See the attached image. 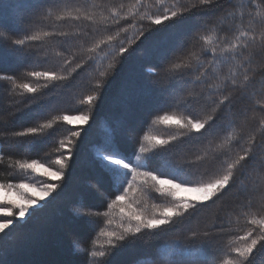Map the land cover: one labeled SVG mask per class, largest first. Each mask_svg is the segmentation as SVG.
I'll return each mask as SVG.
<instances>
[{
	"label": "snow or ice",
	"instance_id": "obj_1",
	"mask_svg": "<svg viewBox=\"0 0 264 264\" xmlns=\"http://www.w3.org/2000/svg\"><path fill=\"white\" fill-rule=\"evenodd\" d=\"M99 7L95 0H0V69L3 61L17 58L33 42L64 38L56 57L64 55L63 45L70 40L79 42L58 70L25 73L43 79V84L0 71V82L10 85L9 94L35 99L57 82L71 86L85 69L90 77L76 86L73 97L77 104L87 106L86 110L69 109L11 134L20 143H32L24 138L49 135L47 130L61 123L72 126L65 129L68 134L53 149L59 154L53 161L58 166L55 169L38 159H16L10 164L24 174L48 177L53 182H0V236L26 225L61 187L59 182L66 178L82 126L89 125L108 77L132 46L137 41L148 42L163 53L161 60L167 59V52L184 33L188 17L196 15L202 23L192 47L164 70H190L194 75L184 84L191 86L184 95H177L171 81L168 87L153 84L146 89L168 96L172 110L152 117L132 153L124 152L117 139L123 122L105 123L95 146L98 183L107 184L117 194L108 200L104 212L89 209L78 213L105 219L96 238L86 246L77 244L75 250L83 255L84 264H112L117 250L136 245L145 235L156 238L186 230L182 240H168L142 252L136 264H253L254 255L264 249V0H135L126 11L123 3L107 4L97 11ZM153 7L154 11L149 10ZM10 8L14 15L8 13ZM48 20L54 22L51 28L41 23ZM129 20L131 23H125ZM80 21L92 25L93 34L98 35L90 37L83 28L56 30V25ZM140 21H147L148 26L137 27ZM131 29L136 31L129 35ZM93 64L95 67L89 68ZM158 68V63L153 64L148 73L159 76ZM249 99L250 106L235 110L237 104ZM72 111L76 114H69ZM248 112L258 119V125L246 132ZM241 116L243 124L239 123ZM159 126L176 131L162 135ZM0 138L8 139L3 134ZM188 145H199L194 155L183 154ZM173 152L181 155L171 159ZM3 160L0 152V162ZM236 184L258 191L260 207L229 214V238L224 249L218 250L214 241L225 232V222L217 215L201 224L197 217ZM8 194L15 198L9 199ZM233 220L236 224L243 220L247 227L233 228ZM0 264H4L2 258Z\"/></svg>",
	"mask_w": 264,
	"mask_h": 264
},
{
	"label": "trees",
	"instance_id": "obj_2",
	"mask_svg": "<svg viewBox=\"0 0 264 264\" xmlns=\"http://www.w3.org/2000/svg\"><path fill=\"white\" fill-rule=\"evenodd\" d=\"M87 2L91 3L92 0ZM134 2L135 0H95V3L100 6L96 9L97 11L107 4L121 3L124 4L126 11L129 4ZM149 2L152 3V0ZM144 10L141 9V11ZM149 10L154 11L155 8ZM8 13L14 15V9H8ZM41 23L49 28L54 24L51 20L41 21ZM125 23H131V20ZM201 23L199 16L188 17L184 33L177 38L175 46L167 52V59L161 60L160 57L163 54L161 51L154 49L150 43H141V41H137L129 53L125 54L122 62L117 64L108 77L106 87L103 88L96 102L92 120L89 125L81 128V137L77 140L73 158L68 162L66 178L59 182L61 187L26 225L22 228L19 226L13 228L7 236H0V258L3 259L4 264H84V257L76 252L75 246L89 245L91 240L96 238L105 218L103 216L81 217L78 213L89 209L104 212L108 200L117 194L107 184L98 183L100 170L95 161V146L104 133L105 123L122 121L123 125L117 132L120 147L126 153L135 151L140 136L148 129L152 117L163 114V110H172L168 96L161 95L158 91L148 92L147 86L158 84L159 87L164 88L168 87L171 81L176 85L177 95H184L187 88L191 86L184 84V80L190 81L194 75L190 70L175 73L164 70L168 68L170 61L192 47ZM140 26L146 28L148 22L140 21L137 27ZM77 28H83L90 37L98 35L93 34L92 25L86 21L64 22L56 25L58 31H75ZM135 31L136 29H131L129 35ZM63 39L56 37L51 42H33L31 47L26 48L17 58L3 61V68L0 71L13 74L18 79L28 80L33 84H43V79L35 80L26 77L25 73L30 70H58L63 59L68 58L72 49L79 43L76 40H70L68 44L63 45L64 55L56 57L55 51L61 50ZM208 55L210 58L211 54ZM104 63L106 64L107 61ZM157 63L160 75L153 77L148 73V69ZM94 67V64L89 66V68ZM182 75L183 79H181ZM89 78V69H85L70 82L71 86L62 87V84L68 82H57V86L43 89L42 94H37L35 99L9 94L10 85L0 82V134L8 137V139L0 138V152L4 155L3 162H0V182H53L44 176L24 174L10 167V164L16 159H38L52 168L58 167L53 161L59 154L53 152V149L58 146L59 139L68 134L65 129L72 126L61 123L54 129L47 130L49 135L24 138L25 141H32V143H20L19 138H14L11 134L24 127L36 126L54 115L64 114L69 109L86 110L87 106L77 104L73 97L77 92L76 86L86 83ZM251 103V99L244 100L235 106V110L239 111L245 106H250ZM69 114H76V112L72 111ZM256 115L258 117L259 114ZM247 117L246 132L249 129H255L258 125V119L252 118V112H248ZM127 123L128 126L124 129ZM239 123H244L243 116L240 117ZM158 131L162 135H167L176 130L159 126ZM198 147L199 145H188L183 149V154L194 155ZM180 155V152H173L170 158L177 159ZM249 206L254 210L260 207V193L251 189L245 190L240 184H236L220 201L216 204L210 203L201 211L197 217L201 224L209 222L217 215L225 222V232L214 241V247L223 250L227 244L229 214L239 213L242 208L246 209ZM193 223L195 224L196 221ZM232 227L246 228L247 225L243 223V220L240 224H236L233 220ZM186 234V230H178L156 238L145 235L136 245L117 250L111 258L112 264H136L137 257L142 252L168 240H182ZM100 239L103 240V238ZM253 264H264V249L258 250L254 255Z\"/></svg>",
	"mask_w": 264,
	"mask_h": 264
},
{
	"label": "rangeland",
	"instance_id": "obj_3",
	"mask_svg": "<svg viewBox=\"0 0 264 264\" xmlns=\"http://www.w3.org/2000/svg\"><path fill=\"white\" fill-rule=\"evenodd\" d=\"M128 123H129V122H128ZM128 123H127L126 127H124V129L127 128ZM53 169H55V168H53ZM45 178L50 179V178H48V177H45ZM8 198H9V199H14L15 197H14L13 194H8Z\"/></svg>",
	"mask_w": 264,
	"mask_h": 264
}]
</instances>
